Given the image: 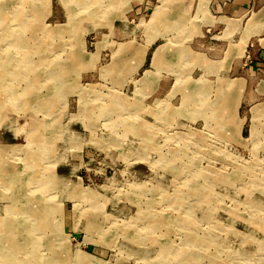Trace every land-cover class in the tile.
I'll list each match as a JSON object with an SVG mask.
<instances>
[{
	"label": "rangeland",
	"instance_id": "374dc122",
	"mask_svg": "<svg viewBox=\"0 0 264 264\" xmlns=\"http://www.w3.org/2000/svg\"><path fill=\"white\" fill-rule=\"evenodd\" d=\"M127 1L0 0V51L18 34L27 52L0 71V264H264V103L237 134L179 71L168 99H142L146 49L112 74L128 37L96 34Z\"/></svg>",
	"mask_w": 264,
	"mask_h": 264
},
{
	"label": "crops",
	"instance_id": "0c3cea01",
	"mask_svg": "<svg viewBox=\"0 0 264 264\" xmlns=\"http://www.w3.org/2000/svg\"><path fill=\"white\" fill-rule=\"evenodd\" d=\"M127 3L123 13L114 16L111 27L96 31L101 37H128L117 43L104 68L112 66L111 73L132 68L145 48L143 62L136 69L141 73L134 80L137 86L142 85V99L169 98L176 84L169 73L179 71L181 79L189 81L187 88L202 86L208 92L203 100L207 101L213 91L217 93L216 101L231 111L236 132L240 133L243 121L237 120L236 113L244 106L264 103V0ZM155 11L159 13L153 20L156 24L150 30L143 29ZM168 26L170 30L165 34ZM152 34L159 36L149 45ZM137 35L142 38L135 39ZM159 41L163 43L157 45Z\"/></svg>",
	"mask_w": 264,
	"mask_h": 264
},
{
	"label": "bare ground",
	"instance_id": "6f19581e",
	"mask_svg": "<svg viewBox=\"0 0 264 264\" xmlns=\"http://www.w3.org/2000/svg\"><path fill=\"white\" fill-rule=\"evenodd\" d=\"M73 1V0H72ZM104 1V0H103ZM84 3H82V5H85L87 7H91V9H95L97 10V7H98V4H101L102 3V0H83ZM76 6V5H75ZM73 8V6H72ZM71 8V9H72ZM92 12H95V11H91V14L89 13L88 16H92ZM77 15V14H76ZM22 18V17H20ZM95 18V17H94ZM79 21V20H78ZM23 22V21H22ZM23 24H25V26H27L26 23L23 22ZM30 25V24H28ZM3 26V25H2ZM71 26V25H70ZM152 27V26H151ZM70 28V27H69ZM67 27V29H69ZM60 30H63V29H59ZM72 30V29H71ZM8 31V30H7ZM59 31H56V32H59ZM55 31L53 32H49L48 34H45L46 35H49L51 37H54V34L56 33ZM18 34H16V36H14L11 41L13 40V42L15 43L13 49H17L16 51V54L12 57L11 56V52H6V55H5V52L4 50H1L0 51V71L1 73L3 72L4 74H10L12 69H15V71L17 72H23V66L25 65V63L27 62V52H25L26 50V45L22 42H20V40L18 39L19 36H17ZM56 36V35H55ZM4 37V36H3ZM48 37V36H47ZM59 37V36H58ZM5 38V37H4ZM49 38V37H48ZM10 39V38H9ZM8 40V39H7ZM5 43V42H4ZM28 49V48H27ZM23 51V52H21ZM13 66V67H12ZM26 66V65H25ZM14 71V72H15ZM47 80V79H46ZM49 80V79H48ZM34 90V89H33ZM185 103V102H184ZM183 103V104H184ZM186 104V103H185ZM27 105V104H26ZM114 105V104H113ZM114 108V107H113ZM163 114V112H162ZM156 117V116H155ZM62 131V130H61ZM133 132V131H132ZM140 134V133H139ZM142 135V134H141ZM71 138V137H70ZM142 138V137H141ZM138 139V138H137ZM143 139V138H142ZM121 140V139H120ZM140 140V139H139ZM141 141V140H140ZM52 175V174H51ZM50 180V179H49ZM63 189V188H62ZM39 206V205H38ZM33 207V206H32ZM31 208V207H30ZM43 208V207H42ZM17 209V208H16ZM27 210V209H26ZM26 212V211H25ZM52 212V211H51ZM33 213V212H32ZM34 214V213H33ZM5 216V215H4ZM46 220V219H44ZM44 225V224H43ZM34 226V225H33ZM11 235V234H10ZM22 251V250H21ZM14 252V251H13ZM10 256V254H9ZM1 257V256H0ZM13 257V256H12ZM16 257V256H15ZM19 259V258H18ZM8 260V259H7ZM16 260V259H15ZM219 262L215 261V260H212V264H218ZM7 264V263H6ZM9 264V263H8ZM11 264V263H10ZM13 264V263H12ZM19 264V262H18ZM211 264V263H210Z\"/></svg>",
	"mask_w": 264,
	"mask_h": 264
}]
</instances>
